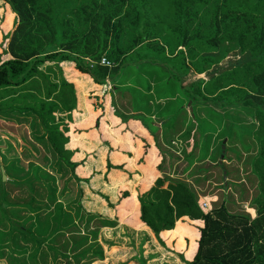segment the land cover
I'll use <instances>...</instances> for the list:
<instances>
[{
  "label": "trees",
  "instance_id": "trees-1",
  "mask_svg": "<svg viewBox=\"0 0 264 264\" xmlns=\"http://www.w3.org/2000/svg\"><path fill=\"white\" fill-rule=\"evenodd\" d=\"M2 1L10 7L13 22L0 40V90L21 86L26 90L23 103L26 98L34 103L8 111L38 118L45 129L39 140L47 139L58 169L68 170L73 186L58 193L56 178L41 164L33 163V176L26 173L23 178L7 166L5 184L0 172V260L92 264L103 258L101 230L116 228L133 212L127 190L120 189L112 203L108 195L92 189L95 170L81 176L78 168L94 154L75 161L73 152L61 146V140H68L64 118L72 123L77 103L76 89L66 78L69 69L84 74L93 91L101 94L94 100L90 92L92 130L110 151L113 147L100 131L108 95L111 114L124 123L139 121L153 139L159 176L148 197H138L139 222L133 226L150 227L158 242L185 264H264V0ZM235 51L239 59L228 68H216ZM100 57L113 66L98 65ZM89 61L94 62L91 68ZM48 63H55L61 74L62 110L58 103L47 102L48 91L42 98L36 82L28 83L38 77L44 87L47 80L41 68ZM191 73L208 74V80L184 85ZM32 90L36 96L28 92ZM86 129L73 126V132ZM215 134L219 146L214 151ZM223 140L232 146L225 145L219 162ZM172 142L190 148L176 154L169 147ZM236 142L244 156L233 147ZM149 149L145 143V158ZM227 150L243 159L244 177L224 163L230 159ZM179 157L190 181L169 171ZM114 169L126 170L125 164H113L109 153L105 177ZM213 175L220 200L205 210L199 200L206 194L197 187ZM246 180L251 184L250 198L245 196ZM85 186L114 211L113 220L85 209ZM73 187L75 197L59 202L57 195L63 197ZM247 201L252 212L238 208Z\"/></svg>",
  "mask_w": 264,
  "mask_h": 264
},
{
  "label": "crops",
  "instance_id": "crops-1",
  "mask_svg": "<svg viewBox=\"0 0 264 264\" xmlns=\"http://www.w3.org/2000/svg\"><path fill=\"white\" fill-rule=\"evenodd\" d=\"M5 6L7 4L0 0V40L2 34L11 29L13 22V14H11L10 7L9 11H7ZM48 64L46 71L44 70L46 65L41 68L47 80L44 86L45 89L40 91L41 97L43 98L44 94L48 91L47 102L58 103L62 110L64 99H62L63 94L61 92V74L55 63ZM66 78L76 89L77 103L75 110L72 111V123H69L64 118V122L67 125H64L63 131H66L68 140H61V146L64 147L67 153L73 152L72 159L75 161L81 160L85 157L86 153L95 155V158L93 155H90L88 157L89 162L85 166L78 168L81 176H87L92 170L97 172L93 180L90 181L93 190L108 195L110 201L116 203L120 189H125L129 192L134 204L133 212L125 221L119 222L114 229L107 228L101 230V236L106 238L103 242L108 244L106 245L107 247L111 248L115 246L117 250L120 249L119 253L123 251L129 253V256L117 259L116 261L105 256L108 263H103V259L98 261H100V264H185L176 252L167 249L158 242L150 227L140 224L133 226L134 223L139 222L140 205L135 195L136 189L139 188V185L143 186V194L154 186V182L159 176V174H155L156 159L154 155L156 151L153 146V139L140 130V122L131 125V121H128L126 125L119 119L118 122L111 123V119H114L115 115L110 113L111 98L108 95L105 102H103L106 107V118L105 121L100 123V131L110 142L111 147H113V151H110L108 145L103 143L98 131L92 130L95 116L91 115L92 112L89 110L88 100L91 97L90 92L95 89L94 86L84 74L74 70L68 69ZM21 89V86H10L1 89L0 96L7 98L8 95H12L17 98L23 92ZM92 94L96 96L93 98L94 100L101 98V94L98 91H93ZM34 96H36V93ZM28 100L30 101L31 98H26L24 103L26 104ZM65 115L63 114L62 116ZM87 121H89V124L86 125ZM113 125L115 126L113 127ZM73 126L87 128L86 130L88 131L82 133L73 132ZM111 127L113 128L112 131ZM108 128H110V131H108ZM126 134H129V136H126ZM145 143L150 145L149 154L146 158L143 155ZM109 153L112 163L116 165L125 164L126 170L114 169L108 174V178H106L105 172ZM140 158L145 160L144 163L138 162ZM84 207L86 210H92L111 220L114 218V211L109 208L108 204L98 196L93 195L86 186L84 189ZM107 238H110V240H107ZM2 264L5 263L2 262ZM95 264L97 263L95 262Z\"/></svg>",
  "mask_w": 264,
  "mask_h": 264
},
{
  "label": "rangeland",
  "instance_id": "rangeland-1",
  "mask_svg": "<svg viewBox=\"0 0 264 264\" xmlns=\"http://www.w3.org/2000/svg\"><path fill=\"white\" fill-rule=\"evenodd\" d=\"M5 7L7 8V11H9V6L7 5ZM237 59H239V54L237 53V51H235L234 53H231V55L229 57H227L216 68H219V69L228 68ZM48 65L49 64H47L44 67L45 71H46V69H47L46 67H48ZM210 72H213V71H210ZM197 79L208 80V74H207V76H206V74H201V76H196V74L191 73V74H189L188 77H186L183 80V84L188 85L189 83H191ZM35 82H36L37 88H39V89L44 88L40 85V80L38 79V77L33 78L28 83H31L33 85V84H35ZM109 88L112 89L111 86ZM21 90H24V89H21ZM24 92H26V90H24L21 94H23ZM31 93H34L33 90L31 91ZM33 104H34L33 100L31 99L30 101L28 100V102L26 101V104L24 105L23 100L21 98V95H20V97H17V98L15 96H12V95H10V96L8 95L7 98H2L0 96V110H4V112H0V162H1V166L3 168H6L7 166H13L15 168V171H13L12 174L14 176L18 175L20 178H23V175L26 173H28V176H33L32 171H31V165L33 163L41 164V166L43 167L45 172L52 174L56 178L54 187L57 189L58 193H60L59 191L65 186L67 188L69 187L71 189L73 184L69 178L68 170L62 166L59 167L60 169H58V165H56L57 156L51 150L49 142L47 141L46 138H43V140H39V138H42V136L45 134V129L42 126L41 122L38 120V118H36L35 116H30V115H26L23 113H18L16 111H11V112L8 111V109L10 107L20 108L23 105L24 106H31ZM151 114H154V110L152 111ZM119 119L120 118L115 115V118L111 119V123L114 124L115 122H118ZM130 121H131L130 122L131 125L134 123H139V121H137V120H130ZM123 124H126V123L123 122ZM114 126L115 125H113V127ZM139 126H140V130L142 132H144L145 135L146 134L149 135V133L141 125V123L139 124ZM112 130H113V128L111 127V131ZM108 131H110V128H108ZM137 132H140V131H137ZM126 136H129V134H126ZM214 138H215V141H214L213 147H214V151H215L217 149V147L219 146V142H218L219 134H215ZM225 145H226V147L232 146L230 144V142H227V141L225 142ZM169 147L171 148V150L175 151L176 154L177 153L179 154L180 150L183 147L186 148V150H187V148L189 149L190 144L189 145L188 144L183 145L181 143L179 144L178 142H172L169 144ZM233 147L242 150L241 146L239 145V142H236ZM243 152L244 151L242 150V155L244 156ZM225 154H227L230 157L229 160H224L225 161L224 163H226V166L228 168L238 169L239 170L238 176L244 177L246 174V171H245L243 163H242L243 159L242 158L240 160L237 159L235 154L233 152H231L230 150H227V152H225ZM179 158L180 159L174 160L172 170H169V171H171V173L177 177L187 179V181H190L189 178H186V176L182 170L185 163L182 160V157H179ZM125 159H126V157H125ZM126 161L128 162L127 159H126ZM22 170H24V172H22ZM209 173L214 174L215 172H209ZM208 178L210 179V181L209 180L205 181V182H203V184H201L197 187V189L201 192V194H204V192L206 194L205 196L201 195L199 201L205 202L207 208H208L210 202H214V201L219 202V200H220L219 196L221 193V191L219 189L214 190V188H216V187H215V184L213 181H217L214 179V175L211 177H208ZM43 181H45V179H43ZM223 184L225 186L226 181H224ZM245 186L249 190L248 195H245V196H248L250 198L252 195V193H251L252 189H251V184L248 180L245 181ZM138 187H139L138 188L139 190L136 189V191H135V195L137 196V199L139 196H141V194L143 192V186L139 185ZM148 192H149V190L142 194V195H144L143 196L144 199H146L148 197V195H149ZM42 196H44V194H42ZM62 196L63 197H58V195H57V199L61 203H67L68 201L72 200L75 197V187H73L72 192H69V190H68V192H65L64 194H62ZM234 198H237L235 193H234ZM238 208L243 209L246 212H252V209L249 208L248 201L238 203ZM78 225L80 226L82 231L86 230L84 228L83 224L78 223ZM90 226L92 227V224H90ZM105 239L106 238H103L101 236V232H100V234L98 235V241L102 247L103 263H108L107 259H105L106 258L105 256L113 259L114 261H116L117 259L119 260L123 257L129 256V253H126L123 251L122 252L120 251V253H119L118 251L120 249L117 250L115 248V246H112L111 248L107 247L106 245H108V244H105V242H103V241H105ZM107 240H110V238H107ZM98 260H100V259H98ZM98 260L95 262L97 264H100V261H98ZM0 261L7 264L4 260H0ZM2 262H0V264H2ZM95 262L92 264H95Z\"/></svg>",
  "mask_w": 264,
  "mask_h": 264
},
{
  "label": "built area",
  "instance_id": "built-area-1",
  "mask_svg": "<svg viewBox=\"0 0 264 264\" xmlns=\"http://www.w3.org/2000/svg\"><path fill=\"white\" fill-rule=\"evenodd\" d=\"M92 64H94V62L89 61V67L91 68ZM98 65L100 66H108V67H112L113 64L111 62H109L105 57H100V59L97 62ZM201 207L203 209H207L206 207V203L205 202H201Z\"/></svg>",
  "mask_w": 264,
  "mask_h": 264
},
{
  "label": "water",
  "instance_id": "water-1",
  "mask_svg": "<svg viewBox=\"0 0 264 264\" xmlns=\"http://www.w3.org/2000/svg\"><path fill=\"white\" fill-rule=\"evenodd\" d=\"M189 106H190V103L188 104V107ZM190 112H191V110H190ZM225 142H226V140H223V142L221 144L222 153L220 155L221 158H220L219 162L222 161L223 153H224V150H225ZM0 171H1V174H2V182H3V184H5V182L8 180V176L5 173V169L1 166V162H0Z\"/></svg>",
  "mask_w": 264,
  "mask_h": 264
}]
</instances>
